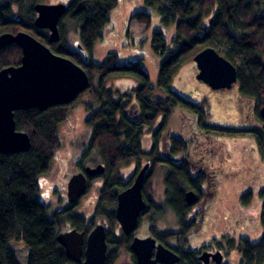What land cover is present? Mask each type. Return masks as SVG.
Segmentation results:
<instances>
[{"label": "trees", "instance_id": "obj_1", "mask_svg": "<svg viewBox=\"0 0 264 264\" xmlns=\"http://www.w3.org/2000/svg\"><path fill=\"white\" fill-rule=\"evenodd\" d=\"M43 0H0V35L25 31L47 45L55 54L81 66L90 76V88L70 105L47 111L32 109L16 112L17 128L32 139L28 153L4 155L0 152V264H77L71 261L58 242L59 229L73 222L83 227L84 218L71 210L50 213L40 199L39 179L50 173L53 161L62 148L60 126L72 109L87 105L92 115L87 119V134L76 145L74 170L83 169L85 160L99 151L107 167L97 216L117 223L118 195L132 185L122 176L124 168L143 160L152 163L144 193L148 203L144 219L150 231L183 254V261L193 262L186 247L193 228L187 222L192 207L186 201L187 188L201 190L204 181L191 174L186 163L175 165L176 158L192 161L189 144L173 132V119L182 112L195 130L205 136H230L248 130L225 128L208 122L206 108L182 97L172 89L180 68L207 48H215L236 65L238 85L246 98H257L264 106V0H142L145 10L131 21L152 31V54L158 65L157 82L144 66V58L119 64V55L110 53L102 63L93 60L95 44L111 24V14L120 0H72L60 23L61 40L50 43V31L35 26L36 5ZM17 8V9H16ZM73 21L80 33L82 52L72 51L64 40L65 21ZM133 46V43H132ZM137 47V46H136ZM23 50L14 44L0 51V71L21 65ZM132 78L138 87L122 94L108 87L115 78ZM157 91L167 94L163 100ZM93 97L99 108L86 103ZM151 130L153 145L145 151L143 137ZM264 148V136L260 137ZM264 150V149H263ZM264 154V153H263ZM165 174L166 200L156 196L158 179ZM264 195V192H263ZM249 201L250 196L246 197ZM112 210H108V208ZM210 207V206H209ZM171 209L177 215L182 232L160 231L159 224ZM113 250L106 264H116L123 252L131 253V238L109 236ZM230 246L235 247L234 240ZM247 264H264V240L251 244L244 240Z\"/></svg>", "mask_w": 264, "mask_h": 264}, {"label": "rangeland", "instance_id": "obj_2", "mask_svg": "<svg viewBox=\"0 0 264 264\" xmlns=\"http://www.w3.org/2000/svg\"><path fill=\"white\" fill-rule=\"evenodd\" d=\"M72 0H43L47 5L69 4ZM17 9V8H16ZM142 0H120L119 6L111 14V24L105 29L103 38L95 44L93 60L96 63L104 62L115 52L119 55V64H126L144 58V66L157 82L158 65L152 54V31L145 25L131 21V17L144 11ZM25 32V31H20ZM64 40L68 47L75 52H82L80 33L77 25L70 20L65 21ZM133 43V46H132ZM137 46V47H136ZM240 65V61H235ZM200 73L197 63L190 61L178 71L173 81L172 89L185 99L203 105L209 113L208 122L213 125L248 130L230 136H205L195 130L192 122L185 113H178L173 119V132L182 137L188 144L191 159L200 166L208 167L209 172H216L217 182L211 188V205L206 212V221L202 231L194 236L193 245L202 246L212 241H221L219 245L230 247V241L238 242L240 236L257 242L263 235L262 199L260 191L264 189V148L260 144L261 135L264 136V118L261 116L260 102L257 98H246L242 95L238 83L232 89L214 90L198 79ZM108 87L125 94L131 92L139 84L132 78H115L108 82ZM156 96L166 100L167 94L157 91ZM86 103L98 109L99 105L93 97L86 98ZM92 110L87 105H79L72 109L69 119L60 126L62 148L53 161L49 174L39 179L40 199L49 207L50 213L60 212L69 207L68 185L73 177L71 170L76 145L87 134V119ZM152 131L145 130L143 147L150 150L153 145ZM103 163L98 151L91 153L85 160L83 167H97ZM136 163L124 168V180L135 177L142 169ZM200 169V168H199ZM202 169V168H201ZM200 169V170H201ZM100 180L84 195L81 201L73 208L78 215L88 221L95 214L99 205V194L102 189ZM156 196L163 201L164 179L160 176L157 182ZM216 187V188H215ZM215 188V189H214ZM252 192V193H251ZM252 194L250 200L246 199ZM159 200V201H160ZM161 203V202H160ZM108 210H112L110 207ZM162 227L179 230L178 221L170 211L163 219ZM96 224H104L103 218L95 220ZM106 223V222H105ZM95 224V225H96ZM68 227H62L59 232H66ZM113 236L121 238L124 233L118 223L110 226ZM145 228L139 236H143ZM218 240V241H217ZM114 247H109V251ZM226 254L234 258L235 252ZM132 257L123 252L116 264L131 262Z\"/></svg>", "mask_w": 264, "mask_h": 264}, {"label": "water", "instance_id": "obj_3", "mask_svg": "<svg viewBox=\"0 0 264 264\" xmlns=\"http://www.w3.org/2000/svg\"><path fill=\"white\" fill-rule=\"evenodd\" d=\"M35 9V26L50 31V43L60 42V23L67 12V5L40 3ZM14 44L23 50L21 65L0 71V152L4 155L28 153L32 149L30 135L17 128L16 112L32 109L47 111L53 107L70 105L91 86L90 76L81 66L55 54L33 35L27 32L0 35V51ZM194 61L200 71L198 79L212 89H232L238 83L237 66L215 48L205 49ZM261 116L264 118V106ZM148 170L149 165L139 173L134 184L118 197L116 216L127 236L138 229L142 213L147 207L144 187ZM105 173L106 167L101 164L75 174L68 185L70 203H77L88 192L89 178ZM187 200L195 204L198 201L197 194L188 192ZM107 237L106 227L98 225L87 239L85 233L73 230L60 233L58 242L66 250L68 258L77 264H106L109 253ZM132 249L137 264H180L179 255L158 244L153 237H136ZM208 256L205 254L202 259L206 260ZM214 257L220 263L223 255L220 253Z\"/></svg>", "mask_w": 264, "mask_h": 264}, {"label": "flooded vegetation", "instance_id": "obj_4", "mask_svg": "<svg viewBox=\"0 0 264 264\" xmlns=\"http://www.w3.org/2000/svg\"><path fill=\"white\" fill-rule=\"evenodd\" d=\"M199 75V74H198ZM208 85V84H207ZM138 87V86H137ZM136 87V88H137ZM111 88V87H109ZM112 89V88H111ZM135 89V88H134ZM133 89V90H134ZM132 90V91H133ZM131 91V92H132ZM127 93H130V92H127ZM126 94V93H125ZM182 138V137H181ZM98 151V150H97ZM96 152V150L94 151ZM99 152V151H98ZM75 153H76V150H75ZM76 157V155H74V158ZM73 158V160H74ZM103 161V160H102ZM174 161V164L175 165H181L183 163H186L187 165L190 166L191 168V174H193V176L196 177H201V180L204 181L202 186H201V190L198 191V190H194V189H191V188H187V191H186V201L187 203L192 207V211L190 212V215H189V218H188V222H187V225H188V228L189 227H192L194 224H196V229L193 228L192 230V237L190 239V241L188 242V245L186 247V253H190L193 257V262H185L183 261V254L181 253H178L176 250H175V247H174V244H167L165 243L164 241H162L161 237L159 235H157L156 233L150 231V225H149V222L147 220L144 219V216L143 213H142V216L140 218V224H139V227L138 229L130 236H127L125 235L124 233V236L126 237H129L131 238V249H132V244H133V241L136 237H139V238H149V237H153V238H156L157 241H158V244H163L165 247L169 248L170 250H172L173 252H175L176 254L179 255L180 257V264H247V261H246V258H245V251L244 249L242 248V243L244 240H247L249 241L251 244H258L260 242H262L264 240V235L263 237L258 240L257 242H252L249 238H246V237H243V236H240L238 238V242L236 243L235 247H229V248H226L230 251H228L229 253H232V252H235V255L234 258H229L228 255L226 254V249L225 246H221L219 245L221 243V241H218V242H215V241H212L210 243H207V244H204L202 246H195L193 245V241H194V236L195 234H197V232L199 231H202V229L204 228V223L206 221V212L208 211L209 209V206L211 205V200H210V192H211V188H213L214 184L217 182V174L216 172H209L208 170H205V169H208V167H202L200 165H198L197 163H195L192 159V161H185L183 159H179V158H176ZM143 162H146V164L143 165L142 169L138 172V174L135 176V177H132L131 179L129 180H125L126 182H129V181H132V185L134 184L137 176L139 175V173L147 166L149 165V170L147 172V175H146V180H147V177L152 173V163L147 161V160H143L141 165L143 164ZM102 165H104L106 167V165L103 163H101ZM99 164V165H101ZM137 164V163H136ZM98 165V166H99ZM138 166V164H137ZM141 167V166H140ZM138 166V168H140ZM89 168V167H83V169H76L74 170L73 168L71 169L73 174H78V173H81V172H86V169ZM92 168H96V167H92ZM128 168V167H126ZM201 170H200V169ZM73 175V176H74ZM161 177H165V174H162ZM106 178H107V167H106V173L101 175V176H98L96 178H89V189L91 188V186H93V183L99 181L100 180H103L102 182V189L100 191V194H99V202H100V198H101V193H102V190L105 186V183H106ZM215 182V183H214ZM146 184V183H145ZM165 184V183H164ZM131 185V186H132ZM130 186V187H131ZM129 187V188H130ZM145 188V187H144ZM216 188V187H215ZM214 188V189H215ZM88 189V190H89ZM128 189V188H127ZM126 190V189H125ZM124 191V190H123ZM166 189L164 191V198H163V201H161L160 199V196L159 197V203L161 202L164 203L165 200H166ZM190 191H194L196 194H197V197H198V201L195 203V204H190L187 200V193L190 192ZM263 192H264V189H262L260 191V196H261V199L263 201L262 203V218L264 219V195H263ZM121 193V192H120ZM119 193V194H120ZM252 193V192H251ZM212 194V192H211ZM251 195L252 194H248V196H250L251 198ZM119 196V195H118ZM84 197V196H83ZM82 197V198H83ZM81 198V199H82ZM144 198H145V193H144ZM81 200H79L77 203L75 204H69V207L66 209V210H71L73 215L75 216H80V217H83L84 219V225L83 227H80V226H77L76 224H74L73 222H67L66 223V228L68 227V230L66 232H70V231H73V230H78L79 232H82V233H85L86 235V239L87 237L90 235V233L98 226V225H104L107 229V233H108V237H107V241H108V244H109V247H111V244L109 243V236L112 234V231L110 230V226L112 225V223L107 219V217H102L104 221H102L104 224H99L97 223L96 224V219L99 218V216H97V211H98V207L99 205H97V208H96V211H95V214L93 216V218L91 220H87L84 216L82 215H78L74 212L73 208L80 202ZM146 201V199H145ZM147 203V201H146ZM148 205V203H147ZM147 209V207H146ZM145 209V210H146ZM117 210V209H116ZM64 211V210H63ZM171 212H173L174 216L176 217L177 221H178V227H179V230H171V229H168V228H164L165 227V224L166 222H164V220H162L159 224V230L160 231H167V230H171L172 232L174 233H179V232H182L183 228L181 226V223L177 217V215L175 214V212L171 209H167L166 211V214H169ZM117 217V216H116ZM106 222V223H105ZM164 222V227H162V223ZM117 223L120 225L121 229H122V226L121 224L119 223L118 219H117ZM194 223V224H193ZM96 224V225H95ZM193 224V225H192ZM145 228V233L143 236H139V233L141 232V230ZM123 231V230H122ZM263 231H264V223H263ZM66 232H59L60 233H66ZM115 237H118V236H115ZM110 252V251H109ZM128 253V252H127ZM155 253H156V250H155ZM222 254L223 257H222V260L221 262L219 263L217 259H215L214 256L218 255V254ZM109 254V253H108ZM205 254H208V259L206 260H203L202 259V256H204ZM129 256L132 257V261L131 262H127V263H131V264H137V257L132 249V252L131 253H128ZM126 264V263H125Z\"/></svg>", "mask_w": 264, "mask_h": 264}]
</instances>
